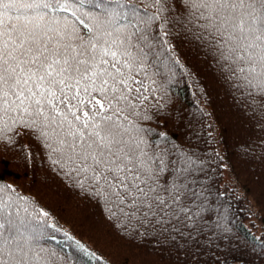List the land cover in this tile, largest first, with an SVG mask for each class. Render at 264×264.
<instances>
[{
	"label": "snow or ice",
	"instance_id": "obj_1",
	"mask_svg": "<svg viewBox=\"0 0 264 264\" xmlns=\"http://www.w3.org/2000/svg\"><path fill=\"white\" fill-rule=\"evenodd\" d=\"M144 2L154 11L133 0H0V133L30 132L74 187L134 233L167 231L198 196L186 166L137 121L135 101L146 99L168 25L264 108V0ZM29 206L0 184V264H57L20 219Z\"/></svg>",
	"mask_w": 264,
	"mask_h": 264
},
{
	"label": "trees",
	"instance_id": "obj_2",
	"mask_svg": "<svg viewBox=\"0 0 264 264\" xmlns=\"http://www.w3.org/2000/svg\"><path fill=\"white\" fill-rule=\"evenodd\" d=\"M133 2L146 9L144 0ZM168 29L171 35L148 70L155 75L145 80L146 99L135 103L138 123L153 130L148 138L188 169V182L198 193L194 202L188 201V218L173 220L167 231L148 228L134 233L118 227L120 222L110 218L101 202L74 187L51 163L30 132L17 126L0 133V184L11 185L29 202L20 219L39 247L57 254V264H118L97 246L104 242L96 244L82 235V224L69 222L68 213L85 224L89 235L104 236L122 247L130 264H264V118L259 115L264 108L254 107L180 25ZM153 31H159L158 22ZM156 133H166L168 140ZM15 166L26 184L19 183ZM43 192L55 195L63 213L38 197ZM18 203L25 206L24 201Z\"/></svg>",
	"mask_w": 264,
	"mask_h": 264
},
{
	"label": "rangeland",
	"instance_id": "obj_3",
	"mask_svg": "<svg viewBox=\"0 0 264 264\" xmlns=\"http://www.w3.org/2000/svg\"><path fill=\"white\" fill-rule=\"evenodd\" d=\"M18 169H19V167L18 166H15L14 167V169H12L13 170V172L15 171L16 173H17V175L19 176V178L18 179H20L21 181H19V183L21 184V185H24V184H26L27 183V181L25 180V179H23L21 176H20V171H18ZM14 178H16V177H14ZM228 177H227V175L225 174L224 175V179H223V181L224 180H226ZM30 191V190H29ZM38 197H40V199L41 200H43V201H45V202H47V204L48 205H51L52 207H54V208H58L59 209V212L58 213H63V210H64V207H62L61 205L59 206V203H57L56 201H55V199H54V197H55V195L54 194H52V193H50V192H43L42 194H40ZM56 198V197H55ZM64 215V214H63ZM68 215H69V218H70V220L71 221H69L71 224H74L75 225V227H77V224H82V226H83V229H85V230H81V232H82V235L83 236H85V237H87V238H89V239H91V240H93L96 244H97V241H100L101 243H103L104 242V244L105 245H102V244H98L97 246L98 247H100L101 249H102V251L104 252V253H107V254H110V255H112V256H114V257H112L118 264H128V262H129V264H130V261H132V260H130V258H129V260L126 258L127 256L123 253L124 252V250H123V248L121 247V249H118V248H116L115 246H113V244L111 245L110 243H112L110 240H108V239H106V238H104V236L102 237L101 235H95V236H91V235H89L90 234V232H88V231H86L88 228L85 226V224L80 220V219H77V217H75V215H71V214H69L68 213ZM66 220V219H65ZM66 222H67V220H66ZM69 222H67V223H69ZM81 235V236H82ZM121 252V254H119ZM119 255V256H118ZM116 257V258H115ZM138 259V258H137ZM144 261V260H143ZM137 262H138V260H137ZM145 262V261H144ZM139 263H141V260L139 259Z\"/></svg>",
	"mask_w": 264,
	"mask_h": 264
}]
</instances>
